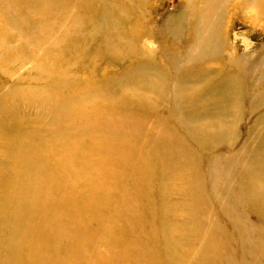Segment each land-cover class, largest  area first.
<instances>
[{
	"label": "bare ground",
	"instance_id": "bare-ground-1",
	"mask_svg": "<svg viewBox=\"0 0 264 264\" xmlns=\"http://www.w3.org/2000/svg\"><path fill=\"white\" fill-rule=\"evenodd\" d=\"M97 1V19L92 21L84 17L87 14L85 10L80 12V0H43L42 7L36 11L19 2L5 5L2 4L5 1L0 0V47L5 46L0 49V65L1 62L6 65L24 62L27 59L22 56L24 52H29L30 59L41 70L77 66L76 71L84 74V80L89 81L88 39L98 35L102 44L96 50L101 54L99 56L104 60L112 58L121 67L118 73H110L104 68L97 74L101 80L96 81L93 87L78 88L85 102L73 103L74 110L68 109L70 93L53 95V101L61 98L64 101L60 106L51 103L48 109L52 118L47 123V119L40 117L43 125L47 124L38 131L35 129V132L24 131L22 127L26 128L27 124L16 127L21 122H27L17 117L14 106L10 104L13 103L12 99L10 101L13 92L0 94V131L9 125L14 126L5 135L6 146L2 155L8 154L16 166L14 176L0 179V185L5 190L0 196V264H84L91 256L95 257L87 249L90 240L98 232L102 233L103 229L108 231L106 241H110L105 244L113 250L110 253L101 251L95 257L99 264H179L193 248L197 257L189 264H264V156L260 153L261 145H264V132H259L258 137L262 138L254 147L248 135L241 145L234 146L233 130L225 129L222 121L208 128H193L192 124L194 127L197 125L199 116L194 108L195 99L187 97V101L177 89L178 82L172 78L168 82L161 78L155 83L153 69L146 61L125 65L133 43L118 32L117 18L111 13L114 3L111 0ZM227 1L220 3L225 5ZM258 1L261 0L243 2L256 7V12L264 19V3L258 5ZM86 2L90 4V0ZM39 9L45 27V33L41 35L35 29V26L41 25L37 23ZM63 15H66L67 21L63 20ZM204 23L197 24L198 30L203 29ZM14 30H25L23 37L31 41L34 47L22 50L9 46ZM198 37L194 43L212 42L210 34L205 38ZM39 45L42 48H37ZM217 45L222 48L217 52L225 56L226 66H232L236 71V74L222 75L219 83L224 87L223 92H242L240 79L245 76L250 84L253 106L264 105V89H260L264 86V58L253 59L243 54L230 57L225 44L223 47ZM215 50L216 44L211 54ZM195 52L192 45L188 46L184 60L201 58H193L192 53ZM176 64L179 65V62ZM156 72L162 77L161 71ZM175 79L179 80L177 76ZM55 85L60 88L64 84ZM96 95L106 98V102L98 107L97 114H87L88 100ZM164 100L175 101L169 103L167 108L173 114L171 126L179 121L185 128L172 127L170 134L165 131L143 160L141 154L150 136L144 134L141 120L152 119L165 124L163 114L156 111L157 104ZM185 102H189L187 111L184 110ZM4 120L7 123H3ZM102 120L110 126L107 132L97 125ZM84 134L90 137L87 143H82ZM190 135L195 141H185V136ZM117 142L120 144L115 146ZM175 142L178 145H173ZM211 147L226 149L227 152L208 151ZM249 149H252L251 155L246 157V166L237 171L234 190L231 194L227 193L224 204L217 203V207L224 211L223 220L227 227L222 228L219 221H215L210 236L222 245L223 252L214 254L211 250L206 253L202 244L207 243L208 238H204L202 243L198 238L204 222L192 218L190 202L182 210L181 221L170 218L175 210L166 206L169 201L160 184V178L167 169L164 159L172 165L173 174H178L181 180L185 179L184 182L190 181L193 193L207 204L211 198L219 196L211 187L214 184L226 186L238 160ZM140 160L146 167L138 177L145 182V186L135 194V198L140 200V208L129 206L126 211L127 204L122 200L119 182L131 174L130 166ZM203 161L207 163L204 170L201 167ZM79 165H83L80 169L96 168L88 169L91 178H79L72 186L71 180L80 173ZM9 169L6 168V171ZM50 169L54 172L51 184L52 179L45 174L50 173ZM105 178L111 180L115 190L120 191L116 199L112 200L109 196L113 190L105 186ZM18 184H23L24 188ZM86 185L91 191L83 194L81 188ZM48 193L57 197L49 199ZM91 202L99 204L101 209L86 211ZM116 205L124 206L126 211L118 221L114 220L113 214ZM148 205L155 208L158 223L149 222L144 216L136 214ZM252 213L256 225L247 220ZM50 216L54 220L65 219L70 231L52 232L47 220ZM126 222L132 225L125 226ZM224 234L238 241L231 254L228 244L222 239ZM24 256L33 259L26 262ZM119 260L123 261L119 263Z\"/></svg>",
	"mask_w": 264,
	"mask_h": 264
},
{
	"label": "rangeland",
	"instance_id": "rangeland-1",
	"mask_svg": "<svg viewBox=\"0 0 264 264\" xmlns=\"http://www.w3.org/2000/svg\"><path fill=\"white\" fill-rule=\"evenodd\" d=\"M3 1L6 2L2 3L5 5H8L7 3L19 2L18 4H24L28 9L33 7L35 11L42 7L43 2V0ZM80 1V12L85 10L87 14L84 17L95 21L97 19L99 2L97 0H90V4L87 5L86 1L88 0ZM111 1L114 3L111 8V13L117 18L118 32L126 35L133 43V49L128 52L125 65L132 66L146 61L153 69L155 83L161 78L166 82H168L169 78L176 80L178 82L176 84L177 89L183 94L186 100L188 101L187 97L195 99L193 101L195 104L194 108L199 113V116L196 119L197 125L194 127L192 124L193 128H208L212 124L222 121L225 123V129H229L230 131L233 130L234 146L241 145L247 135L249 136L252 147L259 143V139L262 138L258 137L259 132H264V105L260 107L253 106L252 101H250L252 98V95H250L251 91H249L250 84L245 76H242L240 79L242 81V92H238V90L229 93L223 92L224 87L222 88L219 83L222 75L236 74V71L232 66H226L225 56L217 52L218 49L222 50L217 44L222 47L225 44V50L229 56L231 55L230 57H238L243 54L253 59L257 57L258 59L264 58V19L256 12V7L254 8L250 4H245L243 2L244 0H228L225 5L220 3L222 0ZM259 3H264V0L257 2L258 5ZM38 13L40 17H38L37 23H41V25L38 27L35 26V29H37L38 35H41L45 33V27L42 24L43 15L41 9L38 10ZM212 14L215 15L211 18ZM62 18L64 21H67V19H65L66 15H63ZM200 23H204V27L198 30L197 24ZM195 27H197V30ZM24 31L25 30H14L13 37L11 36L12 39H10L13 41L9 46H14L16 49L21 48L22 50L32 49L34 44L23 37L22 34H24ZM207 34L212 36L211 43L205 41L194 43L199 38L198 36L205 38ZM54 36L55 35L52 37ZM88 41V52L90 55H88L87 58L89 66L87 67L88 71H86L91 74L89 81L84 80V74L76 71L77 66L66 69L55 68L41 70L38 68V64L33 61L32 58L30 59L29 52H24L22 57L27 59L24 62L7 65L4 64L5 62H1L0 94L13 92L10 98V101L12 99L13 103L10 102V104L14 106V112L17 114V117H19L21 121L27 122H21L16 127L27 124L28 126L26 128L22 127L24 131L35 132V129L38 131L52 118L48 109L51 103L60 106L64 101V98L53 101V95L56 93L60 95L70 93L68 109L74 110L73 103L85 102L78 88L93 87L96 81L98 82L101 80L97 74L104 71V68H106V70L108 69L110 73H118L121 70L119 62L112 60V58H106L104 60L99 56L101 54L96 50L102 44L100 43V37L98 35L92 38L89 37ZM215 44L216 50L211 54V49ZM190 45L196 50L195 54L192 53L193 58H201L184 60L187 48ZM4 47L5 46H2L0 49H4ZM37 48H42V46L39 45ZM178 62L179 65L176 64ZM156 71H161L162 77ZM244 71H246V68H244ZM174 73L179 80L175 79L176 76ZM57 83H63L64 85L59 88L55 85ZM261 87L260 89H264V86ZM56 88L59 89L57 90ZM26 92H28L29 95H24ZM88 102H90V104L86 113L94 115L99 112L98 107L106 102V98L101 95H96L88 100ZM174 102L173 100H164L160 104H157L156 111L158 114H163L165 124L162 122L159 123L156 120L153 121L152 119L144 120L142 117L143 120H141V125L144 134L150 136V140H148L141 154L143 160L147 158L149 150L165 131H167L165 132L166 134H170L172 127L177 128V126H179L181 129L185 128V125H181L179 121H176L173 126H171L172 121H170V119L173 114L168 112L169 109L167 110V108L169 107V103ZM184 105V110H189V102H185ZM177 111H179V109ZM153 115L155 116L156 114ZM40 117L47 119L45 122H48L43 125L44 122L40 120ZM0 119L2 118L0 117ZM37 122H42V124H37ZM3 123H7V121L4 120ZM97 125L106 132L110 128L108 123L104 120L98 121ZM13 128L14 126L9 125L7 129L0 131V179L3 176L8 178L15 174V163L8 154L2 155V151L6 146L5 135L7 131ZM34 136H37V134H34ZM81 138L83 140L82 143H87L90 140V137L86 134L82 135ZM186 140L191 141L194 139L193 136L190 135L189 137L185 136V141ZM178 142H175L173 145H178ZM119 144L120 142H117L114 145L117 146ZM251 150L252 149H249L246 154L238 160V164L232 171L230 175L231 179L226 186L214 184L211 187L214 192L219 193V196L211 198L207 204L193 193V184L190 181L184 182L185 179L181 180L178 174H176L177 177L173 174L172 165L164 159V162L167 164V169L164 171L163 177L160 178V184L164 188V196H167L169 201L166 206L170 210H175L170 218L181 221L183 219L182 210L184 207H187L190 202L192 218L198 222H204V225L201 224L198 238H200L199 243H202L204 238H208L207 243L202 244V249L206 250V253L211 250L214 251V254L223 252L222 245L210 236L215 221H219L221 227H227V223L223 220L224 211L217 207V203L224 204L227 193L231 194L234 190V180H236L237 171L242 170L246 166V157L251 155ZM208 151H217L223 154L227 152L226 149L212 147L208 148ZM260 153L264 156V145H261ZM143 160L130 166L132 167V171L130 172L131 174H128L130 176L129 179L128 175H126V177L119 182L120 186L118 189L122 192L123 202L127 204L126 211L129 206L132 208H134V206L140 208V200L135 198V194L145 186V182L138 178L140 172L146 170ZM206 164V161L201 163L202 170L206 168ZM81 166L83 165L77 166L80 173L77 174L76 179L71 180L70 183L72 186L75 185L79 178H91L92 174L88 169L96 168V166H91L80 169ZM6 168H10L8 172ZM49 171L50 173L46 172L45 174L48 176L47 178L52 179L49 183L51 184L54 180V172L52 169ZM104 184L108 189L110 188L113 190L109 194L111 199H116L120 191L115 190L116 187L113 186L111 180L107 178H105ZM18 185L24 188L23 184ZM90 191L88 185L81 188L83 194ZM4 192V188L0 185V196H2ZM47 197L49 199H55L57 195L48 193ZM116 207L117 208L114 206L116 212H113V214L115 216L114 220L118 221L119 216L126 213V211L122 205H116ZM100 209L101 206L99 204L91 202L90 206L86 208V211H99ZM82 213L84 215L83 211ZM136 214L144 216L149 222H159L155 217V208L152 205L140 209ZM47 220L52 232L61 233L70 231L69 224L65 219L57 218V220H54V217L50 216ZM247 220L256 225L253 219V213L251 216H247ZM256 221L261 220L256 219ZM89 223L93 224L94 222L89 221ZM126 225H132V223L126 222L125 226ZM107 232V230L103 229L102 233L98 232L97 236L90 240L87 250L91 253L93 252L95 257H97L101 251L110 253L113 250L111 246L105 244V242H110L109 240L106 241L105 234ZM222 239L228 244L229 253L231 254L236 248L238 241L229 238L226 234H224ZM185 256V259L179 264H189L191 261H194L197 257L196 249H191ZM95 257L91 256L84 264H99ZM23 259L26 262H30L33 258L31 256H24ZM122 261L123 260H119V263ZM106 264H109V262Z\"/></svg>",
	"mask_w": 264,
	"mask_h": 264
}]
</instances>
